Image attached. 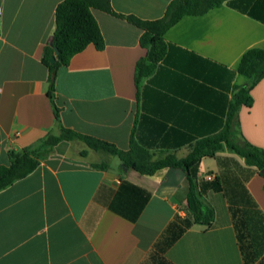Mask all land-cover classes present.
<instances>
[{"label":"crops","instance_id":"1","mask_svg":"<svg viewBox=\"0 0 264 264\" xmlns=\"http://www.w3.org/2000/svg\"><path fill=\"white\" fill-rule=\"evenodd\" d=\"M63 1L0 0V165L61 126L135 159H184L224 129L236 88L249 84L240 61L264 49V0H226L167 31V53L138 90L143 31L93 9L105 47L90 44L61 66L52 100L43 58ZM172 1L110 0L143 20L163 18ZM251 95L236 141L264 150V78ZM197 178L211 225L193 219L186 170L143 174L80 139L62 141L0 191V264H264L261 172L224 145L202 158Z\"/></svg>","mask_w":264,"mask_h":264},{"label":"trees","instance_id":"2","mask_svg":"<svg viewBox=\"0 0 264 264\" xmlns=\"http://www.w3.org/2000/svg\"><path fill=\"white\" fill-rule=\"evenodd\" d=\"M226 0H173L167 7L163 18L143 20L135 15H121L115 12L110 0H64L56 10V29L52 44L45 49L43 62L49 68V97L53 100L55 81L58 69L68 65L70 59L83 51L88 45L94 44L98 50H103L105 40L100 25L93 14V9H99L114 16L125 18L129 23L140 28L143 33L141 46L147 50L145 57L136 65V84L138 90L142 82L150 77L158 63L167 53L168 43L165 39L167 31L188 15H203L211 9L220 7ZM54 47L59 50L58 60L51 63L55 55ZM238 72L249 78V84L236 88L230 104L224 129L213 136L199 140L193 151L184 159L169 155L158 161H152L148 155L139 154L138 159L119 151L114 145L79 134L73 130L60 127L59 135H48L40 146L23 151H9V165H0V191L8 188L14 182L25 178L40 164V160L50 149L65 140L80 139L90 148L118 155L125 166L131 167L143 174H154L167 167L186 170L189 195L188 205L196 223L211 225L214 217L213 210L204 204L196 193L198 166L203 157H214L224 145L246 159L248 165L260 172L264 168V150L253 146L247 141L238 143V112L242 106L251 107L254 99L252 89L264 78V49L252 48L242 57ZM59 121V110L56 108ZM135 150V147H134ZM85 154V152H83ZM264 176V175H263Z\"/></svg>","mask_w":264,"mask_h":264},{"label":"water","instance_id":"3","mask_svg":"<svg viewBox=\"0 0 264 264\" xmlns=\"http://www.w3.org/2000/svg\"><path fill=\"white\" fill-rule=\"evenodd\" d=\"M54 50H55V55L51 58V63H55L59 58H58V55H59V50L57 47H54ZM261 174L264 175V168L261 169Z\"/></svg>","mask_w":264,"mask_h":264},{"label":"built area","instance_id":"4","mask_svg":"<svg viewBox=\"0 0 264 264\" xmlns=\"http://www.w3.org/2000/svg\"><path fill=\"white\" fill-rule=\"evenodd\" d=\"M1 15H2V9L0 8V17H1Z\"/></svg>","mask_w":264,"mask_h":264},{"label":"rangeland","instance_id":"5","mask_svg":"<svg viewBox=\"0 0 264 264\" xmlns=\"http://www.w3.org/2000/svg\"><path fill=\"white\" fill-rule=\"evenodd\" d=\"M236 139V138H235ZM43 146H40V149H42Z\"/></svg>","mask_w":264,"mask_h":264}]
</instances>
